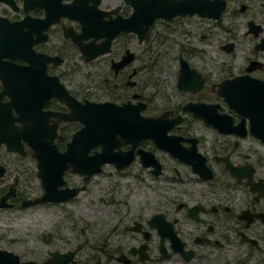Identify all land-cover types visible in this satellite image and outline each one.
I'll list each match as a JSON object with an SVG mask.
<instances>
[{
    "label": "flooded vegetation",
    "instance_id": "1",
    "mask_svg": "<svg viewBox=\"0 0 264 264\" xmlns=\"http://www.w3.org/2000/svg\"><path fill=\"white\" fill-rule=\"evenodd\" d=\"M204 2L208 7H217V0ZM0 4V46L13 45L19 49L18 53L9 52L12 57L0 55V60L19 66L30 65L35 70L42 64L44 73L54 76L66 94L79 104L85 101L143 103L140 114L154 118L157 129L154 136L136 141L130 152L129 166L137 161L153 177L162 175L164 165L160 155L163 154L173 162V176L169 180L181 183L165 194L164 200L158 201L165 206L149 215H144L140 205L131 206L123 201L122 209L116 208L109 214L107 229L91 244L98 252H88L78 261L80 245L72 247L74 264H264V148L262 151L252 147L250 141L244 145L242 139L253 137L263 147L264 141L249 130L253 117L240 113L242 109L250 111L258 107L260 99L256 96L261 94L254 89H264V0H223L216 16L192 11L191 14L157 17L149 25L145 40L139 41L137 32L119 30L111 38L108 50L92 57H85L86 52L80 46L92 39L90 32L111 26L116 17L123 18L130 13L131 7L124 0H98L96 3L94 0H58V3L55 0H11L0 1ZM60 4H70V13H63ZM45 8L51 15L47 14L48 18H45ZM44 18L49 20L45 28ZM81 20L93 30H82ZM158 27L165 32L163 35ZM175 33L180 40L175 39ZM152 35L156 42L158 39L164 45L176 41L172 88L179 96L174 99L168 91L167 75H161L155 68L157 58H152L148 68L150 92H142L135 78L140 66L136 63L138 56L133 47L142 42L146 44ZM192 36L198 41L200 38L210 41L218 55L202 59L204 48L195 46ZM103 38L99 36L94 42ZM27 44L34 53L45 57L30 58L21 49ZM150 48L151 45L146 44L147 52ZM128 53L131 54L129 58ZM192 56L199 57L201 62H194ZM180 58L193 71L186 73V89L179 88L176 83ZM2 61L0 89L1 78L6 77ZM99 61L103 64L89 69ZM79 65L83 68L80 74ZM100 67L103 69H97ZM76 75L79 80H90V83L86 86L76 83ZM6 99L5 94L0 96V101ZM197 102L211 105L206 106L211 117H218L217 113L226 115L230 124L235 125L233 129L220 131L197 115L193 111L197 106L193 103ZM41 108L66 112L69 106L51 96ZM50 119L55 117L50 116ZM195 121L222 138L220 142H213L214 147L207 146L208 151L206 146H202L203 150L198 148L204 139L201 133L193 132ZM79 125L77 121H57L59 136L54 142L59 150ZM117 138L123 140L120 136ZM129 148L130 144L122 141L113 151ZM25 150L29 156V151ZM140 151L154 159L158 173L150 171L154 165L141 163ZM191 158L196 168L201 166L199 159H203V167L208 169L210 176L201 177L199 169L195 170L193 164L186 161ZM145 159L143 156L142 160ZM0 164L5 167L2 162ZM184 173L192 175L191 179L197 184L182 185L184 180L180 175ZM78 176L79 183L69 186L82 184ZM16 193L14 205L22 196Z\"/></svg>",
    "mask_w": 264,
    "mask_h": 264
},
{
    "label": "water",
    "instance_id": "2",
    "mask_svg": "<svg viewBox=\"0 0 264 264\" xmlns=\"http://www.w3.org/2000/svg\"><path fill=\"white\" fill-rule=\"evenodd\" d=\"M0 1L11 2V0ZM55 1L58 3V0ZM96 2L98 0H94V3ZM124 2L130 5V13L123 18L116 17L115 23H111V26L105 25L101 27L100 31L90 32L92 39L87 45L80 46V49L86 52L85 57H92L107 51L111 38L119 30L137 32L138 40L141 41L142 38L146 39L148 27L154 18H167L177 13L191 14L192 11H197L200 15L216 16L223 6V0H217L218 10H216L217 7H208L204 0H124ZM70 6V4H60L63 9L61 11L70 13ZM46 12L48 10L45 8V18L47 14H50ZM45 18L43 28L49 21ZM10 25L18 26L19 23ZM80 28L86 32L93 30L88 23L83 25L82 20ZM99 36L104 38L94 42V39ZM21 49L30 58L45 57V55L34 53L28 44L25 49L21 46ZM11 50H14V53L19 52V49L13 45H5V48L2 45L0 46V55L12 57V54H9ZM130 55L128 53L127 57L129 58ZM2 62H4L3 72L6 77L1 78L0 96L5 94L7 99L0 101V144L6 151L14 152L21 157L27 155L25 148L28 149L29 156L34 159L35 176L39 179L41 187L38 196L31 198L19 196L18 204L20 206L44 202L60 203L70 199L84 189V183L93 173L101 170L102 164L113 163L115 169L129 166L132 159L130 152L136 141L139 138L155 135L157 127L153 122L154 118L140 114V110L144 107L143 103L136 105L129 102L113 104L108 101H85L83 104H79L66 94L54 76H47L44 73L42 64L35 70L30 65L19 66L7 60ZM188 71L193 72L180 58L176 83L181 89H186V73H189ZM194 74L197 75L196 72ZM254 90L261 94L256 96L257 99H260L258 107L252 108L250 111L242 109L240 113H249L253 117L254 122L249 130L264 141V89ZM51 96L64 101L69 106L68 111L43 110L42 104ZM193 104L197 105L193 107V111L218 130L225 132L235 126L231 125L229 118L222 113H217L218 117H211V113L206 107L211 106L210 104L203 102ZM50 116H54L55 119H50ZM58 120L77 121L80 124L76 130L71 132L61 150L56 147L54 142V138L59 136L57 132ZM117 136H120L124 143H129L130 148L124 151L118 149L113 151V148H118L122 143ZM161 143L163 145L162 140ZM93 146H97L98 149H93L91 153H88ZM143 156L146 158L144 161L142 160ZM140 161L144 166L154 165L150 171L154 174L158 173V165L150 155L140 151ZM186 161L193 164L192 167L195 170L199 169L201 177L210 176L208 169L203 167V159H199L201 166L198 168H196L193 158ZM65 170L80 175L82 184L67 185L63 178ZM205 172L208 174L205 175ZM4 174L5 167L0 164V177H3ZM16 198V175H13L6 189L0 193V208L12 207ZM73 253L74 248L63 251L47 249L45 257L36 262L32 259L21 260L13 251L0 247V264H74Z\"/></svg>",
    "mask_w": 264,
    "mask_h": 264
},
{
    "label": "rangeland",
    "instance_id": "3",
    "mask_svg": "<svg viewBox=\"0 0 264 264\" xmlns=\"http://www.w3.org/2000/svg\"><path fill=\"white\" fill-rule=\"evenodd\" d=\"M102 5L106 6L107 4L103 3ZM160 29L161 27H158V30ZM160 31L162 35L165 33ZM174 36L176 40H180L177 33ZM192 37L195 46L204 48L202 56H200L202 59L206 56L218 55L216 49L212 47V43H209L210 41L206 42L205 38H200L198 41L195 36ZM175 42L172 40L164 45L158 39L156 42L152 35L146 43L151 45L149 52L145 50L146 44L143 42L137 47H133L138 56V61L135 62L140 66L139 75L135 78L138 81L139 89L145 94L152 90L148 85L149 64L152 58H157L158 64L155 65V68L160 70L161 75H167L168 91L171 92L169 94L172 99L179 96L172 88L173 72L176 68V58L174 57H176L177 48L175 46L177 44ZM192 60L201 62L197 56H192ZM100 63L102 61L91 64L89 69L100 65ZM97 69H103V67ZM80 72H83L81 65H79L78 74ZM77 75L74 77L76 83L82 82L83 84H80L83 86L90 83V80H79ZM68 85L70 86V84ZM192 127L193 132L201 133L204 139L198 147L199 150H203L202 146H206L208 151L209 146L214 147V141L220 142L222 139L214 136L210 129L200 127L197 121L193 123ZM255 140L253 137L244 138L242 143L246 145L250 141L252 147L263 151L264 147ZM160 160L164 165L162 175L153 177L137 161L131 162L128 168L120 170H115L111 163H105L101 165L100 171L90 176L85 183V188L67 201L29 206L16 204L10 208H0V247L13 251L21 260L32 259L36 262L45 257L47 249L63 251L66 248L80 245L77 254L78 261L88 252H98V249L92 248L91 244L107 229L106 220L109 214L116 208L122 209L123 201L131 206L140 205L144 215H149L163 208L165 205L158 201L164 200L165 194L181 185L176 180H169L170 176H173L171 159L162 154ZM0 162L6 167L5 175L0 177V193L6 189L12 176L16 175L18 194L23 197L38 196L40 187L34 174V159L32 157L28 155L20 157L16 153L5 151L0 145ZM182 170H185L183 166ZM180 176L184 180L182 185L197 184L191 179L192 175L184 173ZM63 178L68 185L79 183V176L74 172L65 171Z\"/></svg>",
    "mask_w": 264,
    "mask_h": 264
},
{
    "label": "bare ground",
    "instance_id": "4",
    "mask_svg": "<svg viewBox=\"0 0 264 264\" xmlns=\"http://www.w3.org/2000/svg\"><path fill=\"white\" fill-rule=\"evenodd\" d=\"M155 125V124H154ZM17 194V193H16ZM31 198V197H30Z\"/></svg>",
    "mask_w": 264,
    "mask_h": 264
}]
</instances>
